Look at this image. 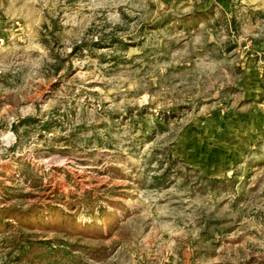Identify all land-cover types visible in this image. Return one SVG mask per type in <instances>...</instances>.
Returning a JSON list of instances; mask_svg holds the SVG:
<instances>
[{"label":"rangeland","instance_id":"obj_1","mask_svg":"<svg viewBox=\"0 0 264 264\" xmlns=\"http://www.w3.org/2000/svg\"><path fill=\"white\" fill-rule=\"evenodd\" d=\"M0 264H264V0H0Z\"/></svg>","mask_w":264,"mask_h":264}]
</instances>
